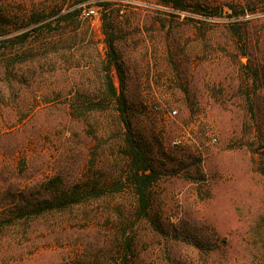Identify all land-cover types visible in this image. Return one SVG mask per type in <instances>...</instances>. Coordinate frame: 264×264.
I'll list each match as a JSON object with an SVG mask.
<instances>
[{"label": "rangeland", "instance_id": "374dc122", "mask_svg": "<svg viewBox=\"0 0 264 264\" xmlns=\"http://www.w3.org/2000/svg\"><path fill=\"white\" fill-rule=\"evenodd\" d=\"M99 1L0 0V40L38 14L82 6L81 21L24 44L0 41V264H118L123 230L134 238L131 264H264V0H184L186 10ZM106 11L118 36L111 62ZM106 76L159 171L142 218ZM56 176L69 189H120L19 218Z\"/></svg>", "mask_w": 264, "mask_h": 264}, {"label": "trees", "instance_id": "16d2710c", "mask_svg": "<svg viewBox=\"0 0 264 264\" xmlns=\"http://www.w3.org/2000/svg\"><path fill=\"white\" fill-rule=\"evenodd\" d=\"M166 6H172L178 10H186L187 6L184 0H160ZM98 6H102L105 9L109 6V1L101 0L98 2ZM208 7H202L198 5L196 7V12L207 16L213 17L218 16L216 10H208ZM81 7H71L69 9L60 8L57 10L51 20H47L38 14V18L33 22V26L28 29H23L16 34L7 37L0 41H8L11 46L24 44L30 38L38 33H42L45 29L52 28L53 24L56 23V30L61 27V24H69L72 21H81ZM215 11V12H214ZM2 13H0V23H2ZM108 14L107 11L102 14L103 28L104 33L106 35V43L110 50V62L111 59L116 60V47L115 43L117 41L116 30L109 26V22L107 21ZM111 25V24H110ZM109 26V28H108ZM20 54L16 53V57L18 58ZM24 62L22 60H17L11 65L15 67L16 71H20V67ZM118 66V62H115ZM104 85V92L106 94L112 95L113 97H117L116 99V107L115 111L118 112V118L120 123H122L124 138H123V148L121 152L124 154L128 161V171L126 175V181L131 186L133 193L135 195V215L137 218H142L146 216L149 212V209L152 205V189L155 182L159 178V171L153 166L150 157L146 151V149L142 146L140 140H138L132 132L131 129V120L128 116V108L127 103L123 100L122 96H117V90L115 84L109 76H106ZM81 105L80 112H86V108L83 103H78L76 109H78ZM108 105H102L99 109L103 111L108 109ZM98 110V111H99ZM89 111V110H88ZM90 111H97L96 106H92ZM118 182L112 183H104L102 188L97 189L93 192H87L81 189V186L75 185L72 188H66V185L62 183V180L59 176L53 177L49 179L46 183L42 185V187L47 191V196L44 197L41 201L36 203H22L20 206V211L22 214L19 215V218H24L25 220L38 217L40 215H45L47 213H61L66 212V209H74L84 208L85 204L92 199H100L102 195L110 194L111 192L118 191L120 189L118 186ZM96 194L97 197H94L92 194ZM119 238L121 240V251H123V258L118 264H131L130 253H132V245L134 238L132 236H128L126 234V230L119 232Z\"/></svg>", "mask_w": 264, "mask_h": 264}, {"label": "built area", "instance_id": "2783aa9c", "mask_svg": "<svg viewBox=\"0 0 264 264\" xmlns=\"http://www.w3.org/2000/svg\"><path fill=\"white\" fill-rule=\"evenodd\" d=\"M93 14H95V10L94 9H90L86 12V15L87 16H92ZM176 144H179L180 143V140H176L175 141Z\"/></svg>", "mask_w": 264, "mask_h": 264}]
</instances>
